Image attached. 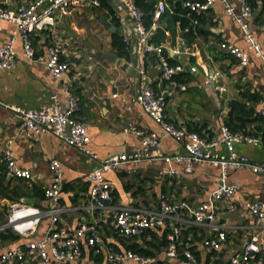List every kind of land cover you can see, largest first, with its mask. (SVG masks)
<instances>
[{
    "label": "crops",
    "instance_id": "obj_1",
    "mask_svg": "<svg viewBox=\"0 0 264 264\" xmlns=\"http://www.w3.org/2000/svg\"><path fill=\"white\" fill-rule=\"evenodd\" d=\"M32 1L0 0V6L15 9L20 4ZM146 1H156L155 9L161 0ZM163 1L167 4V11L155 22V27L149 29L148 39L151 41L157 30L162 29L164 40L159 44H163V56L167 53L168 57L183 65L184 70L174 76L173 85L160 80L159 55L143 53L135 46L136 40L131 32L133 18L121 0H103L104 3L100 2L99 5L86 2L72 13L62 15L55 25L33 31L32 40L36 50V58L33 60L22 56L21 40L17 35L16 65L12 69H0V224L3 222L1 215H6L11 201L4 192L11 195L18 192V200L21 202L23 198H33V203L28 204L40 208L48 205L47 199L36 194L34 188L45 192L51 182L49 161L57 158L63 171L61 203L65 210L56 226L73 231L81 223L95 225L101 239L94 246L99 248L98 253L95 248L83 242L81 255L72 264H107V250H125L112 224L111 212L87 208L90 183L86 175L99 164V160L115 153H129L139 145V137L127 128L134 125L145 131H154L161 152L184 151L183 146L166 135L136 101L139 65L148 73L155 90L165 91V118L177 127L200 129L202 135L210 136L227 122L230 125L240 123L236 114L231 117L229 115L232 100L242 101L249 109H253L254 115L246 121V132L259 137L260 143H235V152L253 161L264 162V121L258 120L257 115L259 108L264 106L263 60L245 43L239 26L226 13L220 0H216L206 12L194 13V17H199L200 24L199 20L198 23L193 22V14L188 15L191 16L192 24L199 28H194L193 36H188L187 30L180 28L178 23L174 31L168 26L171 25L168 23L169 14L178 5L182 7L183 0ZM256 1L262 3V0ZM228 2L239 10L238 0ZM259 11L260 7L253 11L251 26L264 51V14L261 19L257 16ZM112 26L116 28L112 30ZM14 27L12 23L0 20L1 41L6 42ZM113 33H119L122 39H129V43H125L127 56L119 54L118 48L113 45ZM181 40L185 49V63L179 52ZM220 41L242 46L248 55L247 63L240 64L236 57L220 49ZM49 43L59 45L62 49L61 58L71 61V66L61 77L54 76L40 59L46 55ZM191 66H195L196 70L191 71ZM65 85L79 98L77 117L88 123V147L97 155V159L65 145L50 133L32 139L20 128V117L12 106L41 108L56 100L66 105ZM242 92L251 93L258 100L249 99ZM216 150L227 153L222 145ZM6 151L11 153L18 167L29 170V177H16L9 171ZM177 166L180 168V165ZM164 167L165 163L161 160H142L108 170L106 177L112 188V204L156 208L159 195L164 193L174 203L184 201L190 206H197L206 201L211 191L222 182L236 185L239 191L235 195L228 201L217 203L216 222L226 225L227 234L222 251L213 253L205 248L199 251L201 261L205 263L206 257L211 256L209 264H212L217 256L227 259L231 253L240 250L255 230V219L246 209L245 203L264 198V175L229 166L223 171L220 166L205 163L194 164L190 172H182L180 176H168L162 173ZM50 227V218L43 217L32 235H20L19 240H0V253L29 240L41 239ZM202 229L197 243L214 233L207 228ZM161 240L160 237L159 243ZM259 245L260 252L250 264H264V235L259 236ZM160 247L158 258L152 257L150 264H154L157 259L163 260V264L177 262L167 259ZM10 264L39 263L32 257L23 256ZM177 264L182 263L178 261Z\"/></svg>",
    "mask_w": 264,
    "mask_h": 264
},
{
    "label": "built area",
    "instance_id": "obj_2",
    "mask_svg": "<svg viewBox=\"0 0 264 264\" xmlns=\"http://www.w3.org/2000/svg\"><path fill=\"white\" fill-rule=\"evenodd\" d=\"M127 8L128 14L133 18L132 36L136 39L139 51L143 53H155L159 55L161 65L160 80L173 85V77L182 72L181 63L170 65L163 56V44H155L148 39V31L155 27V22L167 10V4L161 0L152 12L153 22L149 29L143 25V11L132 0H121ZM216 0H183L182 7L191 13L206 12ZM225 11L231 15L239 26L245 43L253 49L263 60V47L253 32L251 19L253 9L247 0H238L240 8L236 10L228 0H220ZM99 5L100 0H33L29 4H20L15 9H7L0 6V20L12 23L15 27L6 42L0 38V69H12L16 65L15 41L17 35L21 40V54L27 59L36 58V50L33 45L32 33L35 30L55 25L62 15L72 13L84 3ZM198 23L197 19H193ZM125 43H129L127 37H123ZM220 49L233 55L240 64H246L248 55L245 49L237 44L220 41ZM47 53L41 56L45 66L50 72L61 77L71 66V61L62 59V49L55 43H49ZM177 51L176 49H173ZM191 71L196 67L191 66ZM139 91L136 101L144 111L161 126L166 135L179 142L183 152H161L159 139L154 131H145L130 125L127 130L132 131L140 139L139 145L131 152H121L99 160V164L90 170L86 179L89 181V203L87 208L97 211H110L112 224L120 236H132L143 233L146 229L167 227L169 232L163 241V253L167 259L178 260L183 257L182 264H204L195 256V251L205 248L211 251L221 252L223 243L227 239L226 225L217 223V210L219 201H228L239 191L236 185L222 182L213 191L208 199L197 206H190L184 201L172 202L164 193L159 195L158 207H139L129 205L112 204V188L106 177L108 170L119 168L124 163H138L142 160H161L165 163L162 170L164 175L180 176L188 173L194 164H213L224 168H245L252 172L264 175V162H256L244 155L235 152V143H260L257 136L245 134L240 131H231L226 125H222L213 135H201L196 131H189L177 127L165 118L167 101L164 92H158L153 86L148 73L139 69ZM64 91L67 97L66 105H61L56 99L53 104L41 108H28L12 106L14 112L20 117V128L26 136L38 139L45 133L58 137L65 145L74 147L79 152L92 159L97 155L88 147L90 136L87 121L77 117L80 110L79 98L65 85ZM258 113L264 117V106ZM224 146L227 153L216 150L218 146ZM7 167L16 177H29L28 169L17 166L15 159L9 151L5 152ZM177 165H180L178 168ZM51 182L44 192L48 201L45 208L24 203L21 201H9L6 213L7 220L0 224V230L12 229L22 236H30L37 230L43 217H49L52 227L39 240H29L24 244H18L7 248L0 253V264H10L13 260L23 256L32 257L39 264H72L81 255L83 242L94 247L101 239L99 230L95 225L81 223L73 231L56 226L61 213L65 210L61 203L63 189V171L60 161L51 158L49 161ZM223 180V177L221 178ZM246 209L255 219L254 233L244 243L242 248L234 251L227 259H221L216 264H250L260 252L259 236L264 235V198L247 201ZM190 226H198L214 232L201 240L200 243H185L181 237V230ZM195 246L194 249H191ZM99 252V248H95ZM107 264H150L151 257L141 256L129 249H109L106 252ZM218 257V256H217ZM212 258V257H211ZM212 264H214L212 262Z\"/></svg>",
    "mask_w": 264,
    "mask_h": 264
},
{
    "label": "trees",
    "instance_id": "obj_3",
    "mask_svg": "<svg viewBox=\"0 0 264 264\" xmlns=\"http://www.w3.org/2000/svg\"><path fill=\"white\" fill-rule=\"evenodd\" d=\"M100 2L102 4L103 0H100ZM155 2L156 1L134 0L135 5L143 11V25H144L145 29H149L152 22H153L152 12L154 10ZM247 2L252 7L253 11H255L256 8L260 7V11H259L257 16L261 17V19H262V16L264 14V0H262L261 4H259L256 0H247ZM191 15H192V19L195 18V19L199 20V24H200L199 17L198 18L196 16L194 17V13H191ZM162 16H163V14L159 18V20L162 18ZM168 17H169L168 23L171 24L168 26H169V28H172L171 29L172 31H174V26L177 23L180 25V28H182L183 30H185V29L187 30L186 34L188 36H193V34H194L193 31H194L195 27H196V29H199L197 27V25L194 26L192 24L191 16H188L187 10L185 8L181 7L180 5H178L177 8L173 11V13L169 14ZM262 22H263V20H262ZM163 40H164V31L162 29H158L157 32L155 33V35L152 37L151 42L159 44ZM112 42H113V45L118 48L119 54H121L123 56H125V55L127 56V48H126L127 46H126L125 42L123 41L121 35H119V33H113ZM163 54H164V52H163ZM165 55L164 56L170 65L180 63L179 61H174L173 59L168 57L167 53H165ZM173 79H174V77H173ZM241 94L243 96L248 97L249 99L258 100V98H255V96H253L251 93L242 92ZM229 107H230V110H229L230 117L232 115L236 114L238 116V119L240 120V123H234V124L230 125V123L227 122L224 125H226L231 131H235V132L240 131V132H243L245 134H249L248 132H246V123H247L246 121H247L248 117L254 115L253 109H249L247 107V105H245L242 101H239V100H232L229 104ZM257 115H258V120L261 119L262 121H264V117L259 115V113ZM189 131H196L199 134H201L200 129L195 128V129L189 130ZM249 135H251V134H249ZM1 182H2V175L0 177V184H1ZM34 190H35L36 194L38 193V195H40L42 198H44V190L38 189L37 187H35ZM4 193L6 194V196L9 199H11V201H19L18 198H19L20 194L17 195L18 192L13 193L14 195H11V194L6 193V192H4ZM22 194H23V192H22ZM201 230H203L202 227H198V226H190L187 228H183L181 230L180 237L185 243L191 244V243L199 240L200 237H198V234H199V232H202ZM115 232H116V230H115ZM168 232H169V229L167 227H158L156 229H146L143 233H141L139 235L120 236V240H121V243L123 245H125L126 250L129 249L133 253L139 254L141 256L156 258L158 250H161V247L159 246V238L161 237L164 239L165 235ZM116 234H117V232H116ZM19 239H20V235L15 233L10 228L0 230V240L10 241V240H19ZM132 239H134V241L132 243H129V241H131ZM139 241H141V242H139ZM93 248H97V247H93ZM194 248H195V246H192L191 249H194ZM115 250H119V249L116 248ZM194 253H195V256L198 260H202L200 251H195ZM182 259H183V257H180L177 260V262L178 261L181 262ZM210 259H211V256L206 257L204 264H209V262L211 261ZM219 260H221L220 256L214 258V260L212 262L214 264H216ZM177 262H175L174 264H177ZM154 264H163V260L157 259Z\"/></svg>",
    "mask_w": 264,
    "mask_h": 264
},
{
    "label": "water",
    "instance_id": "obj_4",
    "mask_svg": "<svg viewBox=\"0 0 264 264\" xmlns=\"http://www.w3.org/2000/svg\"><path fill=\"white\" fill-rule=\"evenodd\" d=\"M103 19H105V17H103ZM106 24L107 25H109V22H107L106 21ZM134 24H132V28H131V32H132V30H133V28H134V26H133ZM116 27L115 26H112L111 27V29L112 30H114ZM135 29V28H134ZM181 38L183 37V35H181L180 36ZM134 40H136L135 38H134ZM134 44H135V46H137V42H134ZM184 51H185V49H184V47H183V42H182V40L179 42V52L182 54V57H183V60H182V62L183 63H185L186 62V55H185V53H184ZM107 58H109V56L108 55H105ZM126 65H124V67H125ZM138 68L140 69V65L138 66ZM139 82H140V79H139V75H138V77H137V84H138V88H139ZM22 201L24 202V203H33V198H28V197H26V198H23L22 199ZM1 218H2V221L3 222H5L6 220H7V217H6V215H1ZM160 246H162L163 245V241L161 240L160 241ZM226 264V263H225Z\"/></svg>",
    "mask_w": 264,
    "mask_h": 264
}]
</instances>
